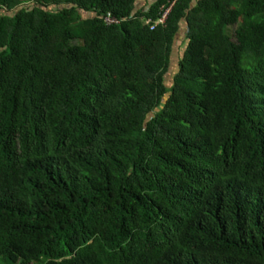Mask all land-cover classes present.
<instances>
[{
    "label": "trees",
    "instance_id": "trees-1",
    "mask_svg": "<svg viewBox=\"0 0 264 264\" xmlns=\"http://www.w3.org/2000/svg\"><path fill=\"white\" fill-rule=\"evenodd\" d=\"M138 1L0 0V264H264V0Z\"/></svg>",
    "mask_w": 264,
    "mask_h": 264
},
{
    "label": "built area",
    "instance_id": "built-area-1",
    "mask_svg": "<svg viewBox=\"0 0 264 264\" xmlns=\"http://www.w3.org/2000/svg\"><path fill=\"white\" fill-rule=\"evenodd\" d=\"M170 8H168L167 10L163 11V14L158 18V20L156 22H150L147 21L146 24L150 25V30H154V28H156L157 26H162L164 25L167 16L169 14ZM104 23L106 26H113V25H118L119 21L117 19H115L114 17H112L110 14H108L107 16L104 17Z\"/></svg>",
    "mask_w": 264,
    "mask_h": 264
},
{
    "label": "rangeland",
    "instance_id": "rangeland-1",
    "mask_svg": "<svg viewBox=\"0 0 264 264\" xmlns=\"http://www.w3.org/2000/svg\"><path fill=\"white\" fill-rule=\"evenodd\" d=\"M231 32H232V29H228L229 35L231 34ZM180 38H183V39L180 40ZM185 38L184 36H180L178 42H176L175 44L176 46H178V49L180 48L179 53L181 52V49L185 47ZM179 53H178V50H176V53H175L176 56L175 58H173L171 65H170L171 68H170V72H169L170 75L168 76V79L172 76L173 73L176 72V70H178V64H176V62H178Z\"/></svg>",
    "mask_w": 264,
    "mask_h": 264
},
{
    "label": "crops",
    "instance_id": "crops-1",
    "mask_svg": "<svg viewBox=\"0 0 264 264\" xmlns=\"http://www.w3.org/2000/svg\"><path fill=\"white\" fill-rule=\"evenodd\" d=\"M142 1H143V0H142ZM142 1L139 0V1L137 2V3H138V8H140V7L142 6V5H141V4H142ZM140 3H141V4H140ZM180 35H181V34H180ZM181 39H183V38H180V40H181Z\"/></svg>",
    "mask_w": 264,
    "mask_h": 264
}]
</instances>
